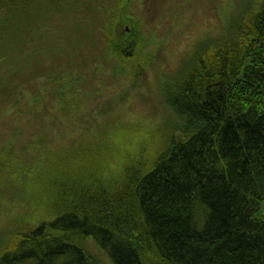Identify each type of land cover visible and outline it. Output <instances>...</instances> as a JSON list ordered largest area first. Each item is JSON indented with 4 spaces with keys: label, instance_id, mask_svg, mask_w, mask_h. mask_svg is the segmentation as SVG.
Returning a JSON list of instances; mask_svg holds the SVG:
<instances>
[{
    "label": "trees",
    "instance_id": "obj_1",
    "mask_svg": "<svg viewBox=\"0 0 264 264\" xmlns=\"http://www.w3.org/2000/svg\"><path fill=\"white\" fill-rule=\"evenodd\" d=\"M245 1L164 76L154 127L131 146L82 121L83 148H59L55 119L38 121L31 165L9 145L5 183L31 210L0 233V264H103L90 244L110 264H264V0ZM130 2L0 0V93L9 101L44 79L49 97L37 86L31 102H63L40 114L66 121L82 56L89 71L100 57L120 75L148 61Z\"/></svg>",
    "mask_w": 264,
    "mask_h": 264
},
{
    "label": "rangeland",
    "instance_id": "obj_2",
    "mask_svg": "<svg viewBox=\"0 0 264 264\" xmlns=\"http://www.w3.org/2000/svg\"><path fill=\"white\" fill-rule=\"evenodd\" d=\"M106 2L118 3L122 0H106ZM247 3L248 1L245 0H131L130 18L134 25L132 28L136 29V33L141 32L144 36V54L148 61L143 65L127 69L132 74L138 72V79H134L132 74L127 72L120 75L116 68H111L109 61L105 64L100 57L92 58L101 70L89 71L91 67L86 65V58L82 56L80 62L68 71V80L80 79L76 86L79 108L74 110L66 121L58 113L55 116L52 113L40 114L44 106H48L53 112L56 111L54 106L59 108L64 105L63 102L56 104L49 100L31 102L33 93L30 92L35 91L37 86V92L43 93V90H46L45 97H49L46 95L48 88L51 89L54 85L49 83L44 85V79L38 80L36 87L27 86L30 91L27 94L26 91L25 93L19 91L17 95L15 93L10 97L9 101L0 93V233L16 222L25 210H31L26 209L20 193H14L5 183L10 163L6 161L4 155L9 145H11V153L20 164L31 165L32 158L29 155L37 153L34 143L39 140L37 135H40L36 129L38 121L55 119L62 121L61 129L67 136L66 140H60L59 148L71 147L79 150L83 148L84 142H80L84 139L83 132L81 136L82 121L87 122L90 132L99 129L102 131L104 124L111 126L113 131H116L110 133L114 135L115 140L122 136L121 134H127L122 137L131 146L133 140H136L134 139L136 134L145 136L148 129L154 127L157 117L152 112L155 106L152 102L159 100L158 89L164 76L174 74L180 60L193 44L201 39L215 36L222 27L221 22L228 24L230 16L227 13L235 14L239 7L242 8ZM128 27L125 28L126 31ZM124 61L127 65L131 64L128 58ZM47 62L49 65L54 64L52 60ZM63 62H66L64 57L58 64H65ZM5 68L4 59L0 58V77L5 72ZM1 86L5 88L7 85ZM84 117L86 118L82 119ZM109 129L107 127L106 130ZM49 131L54 136L53 139L58 142V132ZM42 135L50 134L43 132ZM88 143L90 142L86 144ZM54 150L56 151V146ZM55 151L49 158L54 156ZM79 152L81 155L85 154L82 153L84 151ZM31 214L33 213L26 215V218L29 219ZM1 241L3 240L0 238ZM90 248L103 264H110L97 248L91 244Z\"/></svg>",
    "mask_w": 264,
    "mask_h": 264
}]
</instances>
